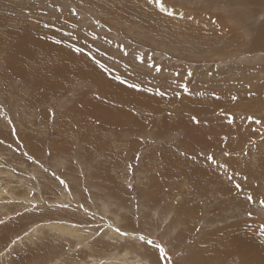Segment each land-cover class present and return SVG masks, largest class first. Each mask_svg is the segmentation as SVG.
Listing matches in <instances>:
<instances>
[{
	"label": "rangeland",
	"instance_id": "374dc122",
	"mask_svg": "<svg viewBox=\"0 0 264 264\" xmlns=\"http://www.w3.org/2000/svg\"><path fill=\"white\" fill-rule=\"evenodd\" d=\"M261 201L264 0H0V264H264Z\"/></svg>",
	"mask_w": 264,
	"mask_h": 264
},
{
	"label": "snow or ice",
	"instance_id": "6c2138e0",
	"mask_svg": "<svg viewBox=\"0 0 264 264\" xmlns=\"http://www.w3.org/2000/svg\"><path fill=\"white\" fill-rule=\"evenodd\" d=\"M160 10L161 11H165V8L163 6V4H160ZM169 15H172V13H168ZM47 27V25H46ZM61 41L57 40L55 41V43L59 44ZM76 52H80L79 48L75 49ZM101 67H103V65H101ZM119 79V78H117ZM122 84H126V81H120ZM127 87L130 89H136V90H140V86L138 84L132 83V84H127ZM185 91H187V89H185ZM160 95H163V93H159ZM233 99L235 100L236 97H233ZM195 119V117L193 118ZM257 123H259V121H257ZM209 159H211V157H208ZM237 187H239V185H237ZM248 200L251 201L252 197L249 196ZM261 206L264 207V201H261ZM251 215V214H249ZM117 232H120V229H116ZM262 234H264V228L261 229ZM121 235H126V233L120 232ZM142 243H145L147 245H151L152 248L156 249L158 251V264H170V258L169 255L166 251V249L161 246L160 244L154 243L150 238L144 236V235H140L139 237H137Z\"/></svg>",
	"mask_w": 264,
	"mask_h": 264
},
{
	"label": "bare ground",
	"instance_id": "6f19581e",
	"mask_svg": "<svg viewBox=\"0 0 264 264\" xmlns=\"http://www.w3.org/2000/svg\"><path fill=\"white\" fill-rule=\"evenodd\" d=\"M20 38H21V37H20ZM19 42H20V41H19ZM21 50H23V49H21ZM21 52H23V51H21ZM63 53H64V52H63ZM26 56H27V55H26ZM24 59H25V58H24ZM190 174H191V173H190ZM190 174H189V175H190ZM187 176H188V175H187ZM190 176H191V175H190ZM248 239H249V238H248Z\"/></svg>",
	"mask_w": 264,
	"mask_h": 264
}]
</instances>
